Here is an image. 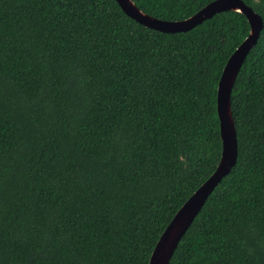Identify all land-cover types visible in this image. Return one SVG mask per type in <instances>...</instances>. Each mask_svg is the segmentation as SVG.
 <instances>
[{"label":"trees","instance_id":"obj_1","mask_svg":"<svg viewBox=\"0 0 264 264\" xmlns=\"http://www.w3.org/2000/svg\"><path fill=\"white\" fill-rule=\"evenodd\" d=\"M132 1L183 21L215 0ZM249 33L230 11L165 34L116 0H0V264H149L219 164L217 87ZM230 98L237 163L170 264H264V29Z\"/></svg>","mask_w":264,"mask_h":264},{"label":"water","instance_id":"obj_2","mask_svg":"<svg viewBox=\"0 0 264 264\" xmlns=\"http://www.w3.org/2000/svg\"><path fill=\"white\" fill-rule=\"evenodd\" d=\"M122 11L147 29L165 34L187 33L205 21L224 12L244 15L250 33L228 59L217 87V113L220 124L222 152L219 164L211 176L191 195L177 211L158 240L149 264H170L176 249L194 220L218 185L231 173L238 158V139L232 112V91L250 52L258 45L264 22L243 0H215L183 21H163L153 18L137 8L132 0H116Z\"/></svg>","mask_w":264,"mask_h":264}]
</instances>
